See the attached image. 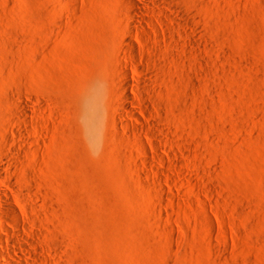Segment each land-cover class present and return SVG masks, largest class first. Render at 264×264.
Segmentation results:
<instances>
[{"label": "rangeland", "instance_id": "374dc122", "mask_svg": "<svg viewBox=\"0 0 264 264\" xmlns=\"http://www.w3.org/2000/svg\"><path fill=\"white\" fill-rule=\"evenodd\" d=\"M0 192L39 264H264V0H0Z\"/></svg>", "mask_w": 264, "mask_h": 264}, {"label": "bare ground", "instance_id": "6f19581e", "mask_svg": "<svg viewBox=\"0 0 264 264\" xmlns=\"http://www.w3.org/2000/svg\"><path fill=\"white\" fill-rule=\"evenodd\" d=\"M139 27L133 24V33L134 31L139 32L140 31ZM131 34H132V31H131ZM134 49L135 48H133V51H135ZM0 193H1L0 201H2L4 205V210H0V220L2 222H8L9 218L7 217L5 210L9 212H16V208L11 202V200L9 199V197H6L5 195H3L2 194L3 192H0ZM0 232H2L3 236H5L4 238L2 235H0V247L2 248V250L0 251V261L2 260L5 264H36V263L39 264V262H37L38 260H36L30 254L31 250L28 249L29 247L34 248L35 244L33 241L30 242V240L27 238L24 231L21 230L18 232V234H16V236L19 239L18 241L14 239L15 234L13 233V231L8 230L5 226L1 224H0ZM10 245L14 246L15 249H19L21 251L22 256H20L18 261L12 259L11 258L12 256H10L7 253V251H9ZM27 245H28V248H26Z\"/></svg>", "mask_w": 264, "mask_h": 264}]
</instances>
